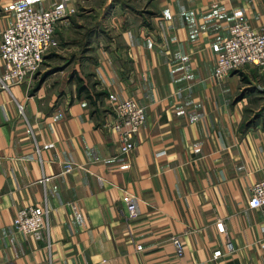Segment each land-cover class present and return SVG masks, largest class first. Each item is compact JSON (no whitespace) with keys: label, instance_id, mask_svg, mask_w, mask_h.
<instances>
[{"label":"crops","instance_id":"obj_1","mask_svg":"<svg viewBox=\"0 0 264 264\" xmlns=\"http://www.w3.org/2000/svg\"><path fill=\"white\" fill-rule=\"evenodd\" d=\"M19 1L0 0V34ZM26 1L79 11L90 0ZM97 3L87 9L95 25H78L90 56L80 73L51 83L35 73L0 90V264H264V221L247 206L264 171V121L245 119L264 73L246 66L212 77L228 26L240 15L263 26L264 0ZM96 92L93 107L85 94ZM110 94L145 112L128 154ZM43 203L48 230L16 232V211Z\"/></svg>","mask_w":264,"mask_h":264},{"label":"built area","instance_id":"obj_2","mask_svg":"<svg viewBox=\"0 0 264 264\" xmlns=\"http://www.w3.org/2000/svg\"><path fill=\"white\" fill-rule=\"evenodd\" d=\"M74 9L59 3H52L45 9L36 8L32 2L22 0L13 7V22L0 34V59L4 71L0 74V90L10 89L26 78L38 72L45 53L53 44V36L58 22L74 13ZM257 68L264 73V25L252 28L242 15L237 16L228 26V34L222 39L216 57L212 77L221 81L233 71L244 67ZM113 112L112 128L116 133L119 150L130 153L135 146V136L145 121V112L135 100H118L114 95L108 97ZM23 112V105L18 104ZM65 172L71 165L65 164ZM247 206L262 215L264 221V171L262 177L252 183ZM134 202L127 203V216L134 214ZM49 209L45 203L22 207L16 211L12 220L14 230L23 235H31L39 230H48ZM220 233L224 232V223L216 222ZM171 242L177 257L183 254V243L179 236H172ZM230 249V245H228ZM137 249H141L137 246ZM220 255L215 251L214 256Z\"/></svg>","mask_w":264,"mask_h":264},{"label":"rangeland","instance_id":"obj_3","mask_svg":"<svg viewBox=\"0 0 264 264\" xmlns=\"http://www.w3.org/2000/svg\"><path fill=\"white\" fill-rule=\"evenodd\" d=\"M91 1V0H90ZM85 6V8L75 11L67 17L68 29L64 34H55L53 39H56L57 46L46 54L45 58L36 73L37 79H45L47 83H51L53 77L62 79L69 74L80 73L82 71L81 64L85 59H88L89 54H84L88 50L87 38L84 36V31L78 29V25L90 27L95 25V19L92 17L87 9L89 6H95L97 0H92ZM115 0H112L114 2ZM124 3L126 0H119ZM111 2V1H110ZM52 46V45H51ZM52 46V47H53ZM264 78V77H263ZM264 82V81H263ZM264 88V84L262 86ZM254 88L256 96H251L249 100V110L245 114V119L254 121H264V89L259 90Z\"/></svg>","mask_w":264,"mask_h":264},{"label":"trees","instance_id":"obj_4","mask_svg":"<svg viewBox=\"0 0 264 264\" xmlns=\"http://www.w3.org/2000/svg\"><path fill=\"white\" fill-rule=\"evenodd\" d=\"M83 92H87V89H86V87L84 85L79 84L78 87H77V95L80 96ZM102 95H103V93L96 92L94 94V99H92L93 97L91 95H89V94H85V97L88 98L89 102L91 103V105L93 107H95L96 100H98V98H100V96H102Z\"/></svg>","mask_w":264,"mask_h":264}]
</instances>
